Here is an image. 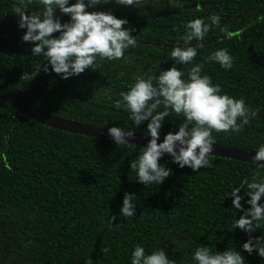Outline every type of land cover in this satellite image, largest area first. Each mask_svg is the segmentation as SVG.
<instances>
[{
  "label": "trees",
  "instance_id": "trees-1",
  "mask_svg": "<svg viewBox=\"0 0 264 264\" xmlns=\"http://www.w3.org/2000/svg\"><path fill=\"white\" fill-rule=\"evenodd\" d=\"M74 0H70V3ZM30 11L41 6L32 0ZM0 84L37 109L74 123L97 127L119 126L146 134L144 121L134 128L123 109L112 101L126 92L136 76L156 75L169 68L173 46L184 47L183 25L194 18L219 15L220 24L210 30L193 64L201 75L220 86L221 94L243 99L251 115L237 132H213L215 144L255 152L264 143V0H148L140 8L114 3L97 5L95 11L111 10L128 21L136 45L115 61H99L68 79L40 71L31 81L20 80L44 63L32 56L31 45L21 42L23 29L7 0L0 4ZM61 22L68 20L58 11ZM234 33L225 39L219 28ZM56 35V34H53ZM190 41L187 46H195ZM226 49L234 58L230 69L207 59ZM176 67L187 78L188 65ZM111 89L112 99L102 94ZM0 99V264H130L134 245L146 253L163 248L177 264H191L198 245L216 252L236 249L245 264H264V258L244 252L248 238L229 231L240 211L232 208L225 193L242 179L264 180V168L245 161L211 156V167L192 172L178 168L165 154L159 163L170 175L158 186L135 181L129 162L142 146L115 145L111 139L92 138L59 131L26 116ZM179 119L168 117L160 138L175 132ZM237 123H240L238 118ZM125 192L135 194L136 212L119 215ZM244 189L238 195H243ZM244 196L240 203L244 208ZM264 199V197H262ZM109 216L116 219L109 223ZM252 235L264 236V225ZM108 251L102 252L101 249Z\"/></svg>",
  "mask_w": 264,
  "mask_h": 264
},
{
  "label": "clouds",
  "instance_id": "clouds-1",
  "mask_svg": "<svg viewBox=\"0 0 264 264\" xmlns=\"http://www.w3.org/2000/svg\"><path fill=\"white\" fill-rule=\"evenodd\" d=\"M5 0H0L3 4ZM11 13L16 16L17 28L23 29L21 42L31 45L32 56H40L44 63L31 73L23 72L20 80L31 81L40 71L55 73L60 79H68L85 72L95 71L99 61H115L122 58L125 50L136 45V37L130 33L135 29L122 27L128 21L113 15L111 10L95 11L97 5L114 3L118 6L140 8L148 0H36L40 10L30 11L27 4L32 0H7ZM159 2V0H157ZM4 11V10H0ZM59 12L68 20L61 22ZM7 14V11H4ZM194 18L187 21L184 27V47L173 46L169 56L173 64L165 69L157 68L156 75L136 76L126 92H120L119 98L112 101L114 108L123 109L128 113V119L134 128L147 121L146 134L150 137L145 146L138 148L135 159L129 162V169L135 172V181L145 187L160 185L171 172L170 168L159 163L167 154L171 162L178 168L188 167L192 172L211 167V153L215 138L213 132L225 134L237 132L243 123L254 113L249 111L243 99L221 94L220 86L212 84L207 75H201L202 65L193 64L197 49L203 47L202 41L210 27L220 24L219 15L213 14L207 18ZM219 31L224 38H231L234 33L221 26ZM56 34V35H53ZM197 43L187 46L190 41ZM208 60L218 63L222 69H230L233 57L226 49L211 52ZM188 65L187 78L176 65ZM111 100V89L102 94ZM168 117L179 119L175 132H168L160 143V129ZM240 123H237V120ZM107 135L115 145L130 146L134 131L124 130L119 126L107 128ZM0 153V158H3ZM251 160L264 168V143L260 144ZM243 195H238L241 189ZM231 197L232 208L240 211L229 231L239 229L247 235L240 248L251 255L264 258V236H253L261 225H264V180L253 176L251 181L242 179L239 186L231 188L225 197ZM246 196L244 208L240 201ZM135 194L125 192L119 215L124 218L135 216ZM109 223L116 216H109ZM107 252V248L101 249ZM191 264H245L244 257L233 248L216 252L209 246L198 245L191 252ZM86 264H90L86 262ZM130 264H177L170 259L163 248H157L146 253L142 245H134L131 251Z\"/></svg>",
  "mask_w": 264,
  "mask_h": 264
},
{
  "label": "water",
  "instance_id": "water-1",
  "mask_svg": "<svg viewBox=\"0 0 264 264\" xmlns=\"http://www.w3.org/2000/svg\"><path fill=\"white\" fill-rule=\"evenodd\" d=\"M0 99L11 105L17 110L15 117L19 115L26 116L42 125L47 127L69 132L72 134H80L92 138H104L111 139L107 135V128L97 127L93 125H85L81 123H74L68 120H64L46 112L37 109L35 106L31 105L26 100L20 98L14 92L5 88L0 84ZM150 137L144 136L142 134L134 133V138L129 141V143L134 144L135 146H145ZM112 140V139H111ZM162 139H158L157 143H160ZM211 156L223 157L227 159H232L236 161H245L248 163L256 164L251 160V157L254 155V152L247 151L239 148H228L221 146H213V151ZM264 163V162H258Z\"/></svg>",
  "mask_w": 264,
  "mask_h": 264
}]
</instances>
